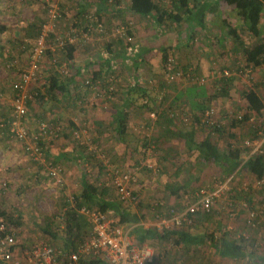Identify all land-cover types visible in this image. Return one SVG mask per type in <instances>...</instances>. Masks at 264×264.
<instances>
[{
  "label": "rangeland",
  "instance_id": "1",
  "mask_svg": "<svg viewBox=\"0 0 264 264\" xmlns=\"http://www.w3.org/2000/svg\"><path fill=\"white\" fill-rule=\"evenodd\" d=\"M125 1L123 0L122 12H113L109 7V11L102 10L99 13L101 17H96L98 8L93 6L92 13L88 15H93L95 20L104 25L105 33L94 32L88 42L77 47L80 49L78 54L84 55L77 58L73 66L65 51L48 52L42 60V80L33 86L38 95L27 104L28 114L23 126L31 133L39 132L43 123L60 128L61 135L55 141L48 142L42 136L41 142L45 151L49 152V159L63 168L65 187L61 188L47 171L30 160L22 143L10 137L7 127L0 129V212L11 217L10 223L16 229V253L21 256L38 241H49L43 233L44 218L58 217L65 202L69 204L68 199L74 198L79 191L83 176L90 179V182L107 187L108 198L118 202L117 192L108 184L111 172L118 169L132 173L134 182L130 184V189L140 199L135 207H122L140 218L144 215L145 219L143 217L141 222L145 223H156V212L166 217L168 209L184 203L185 195L202 188L211 189L217 182L228 181L225 198L215 204L208 214L211 215L209 220L196 222L192 230L206 235L214 233L218 237L228 234L233 240L244 238L249 242V251L255 253V261L264 254V218H260L258 229L251 228L246 221L250 210L259 211L261 208L264 183L261 187H256V179L245 169L248 150L244 143L252 138L253 126L258 121H242L236 128H231L233 121L230 118L250 116L243 98L244 92L255 90L264 100V67L254 69L247 66L237 51L238 47L234 51L231 44L225 49L233 57L226 59L228 56L221 50L222 43L215 42L212 48L215 47L211 49L214 52L213 59L204 71V61H209V57L206 58L208 52L201 39L202 29L192 23L178 24L165 19V22L159 24L152 17L140 18L130 11ZM47 2L58 3L63 11L67 10L72 16L69 17L67 13L62 15L58 32L66 31L73 22H77L81 29L90 25L88 15H76L79 3H87L88 0H23L22 3L18 0H0L1 12L12 10L10 14H2L0 19L6 21L12 29L6 37L16 39L13 45L5 39L0 40V121L6 124L13 115L11 105L14 99V79L26 68L41 19H46ZM155 2L165 10L170 8L171 0ZM229 11L228 19L241 32L243 23L234 11ZM261 25L264 36V15ZM120 27H126L133 33L136 49L133 55L127 54V45L115 34ZM18 29L22 35L17 38L13 32ZM31 29L33 32L28 31ZM28 33L34 37H28ZM244 39L247 45L253 44L254 40L245 31ZM49 44L52 46L54 40L51 39ZM108 44L117 46L114 53H119L125 60L122 62L109 56L108 63H115L114 71L110 70L106 80L101 81L97 89H92L86 82H91L94 69H98L99 63L101 65L104 64L102 61H106L103 54L107 51ZM159 47L166 48L168 59H173V70L183 73V77L175 80L168 77V69L162 63V49ZM85 60L93 61L95 66H89L87 70L85 66V71L77 76L75 65ZM224 71L230 74L225 80L230 78L237 81L233 82L225 97L220 95ZM54 75L61 79L70 75L76 77L77 85L71 90L70 96H52L48 93L47 81ZM109 75L114 76L110 83L114 90L111 95L107 92ZM44 81L46 84L42 85L41 82ZM136 84L146 90L151 98L156 99L152 102L135 95L137 106L130 105L124 110L132 121L130 125L133 124L129 128L133 133L132 138L141 141L140 145L144 140L150 143L146 151L139 148L138 152L124 149L112 137V133L105 134L103 131L104 135L100 137L90 120L95 112L106 115L112 107L114 110L121 108L119 103L128 97L127 92ZM193 102L204 105L203 115L213 109L214 121L224 123L220 129L226 132L225 135L213 134L214 142L221 151L227 149V142H230L233 149L246 152L239 169L233 175L226 177L218 166L202 160L198 152L188 151L185 141L175 136L180 130L197 126L195 117L199 115V110L192 106ZM154 112L164 115L173 124L164 125L165 119L150 124L149 115ZM199 126L204 127L205 132L197 126L198 142L213 129L211 125L204 126L200 123ZM230 134L234 135V139H229ZM153 144L156 146L151 147ZM154 169L157 170L156 174H153ZM230 203L232 207L229 206ZM57 224L58 220L54 225ZM153 248L161 258L160 264H257L250 262L249 258L240 261L221 258L208 245V240L188 249L177 247L172 241L155 242Z\"/></svg>",
  "mask_w": 264,
  "mask_h": 264
},
{
  "label": "built area",
  "instance_id": "2",
  "mask_svg": "<svg viewBox=\"0 0 264 264\" xmlns=\"http://www.w3.org/2000/svg\"><path fill=\"white\" fill-rule=\"evenodd\" d=\"M20 3L23 0H18ZM111 3L112 0H109ZM80 7L83 4L79 3ZM46 19L41 25L35 43L28 57L26 68L19 74L18 79L13 83L12 90L14 99L11 105L12 117L8 124L0 121V129L7 127L10 137L22 143L24 151L30 157V160L37 166L47 171L48 175L61 188L65 187L63 178V168L60 164L50 160L41 142L44 136L48 142L55 141L60 137V128L53 124H41L40 131L31 133L23 126V121L27 116V104L33 101L38 95L34 92L35 83L42 80V60L49 51H66L68 47L77 48L90 40V36L95 33H105L104 25L95 20L93 15H88L90 25L86 29H81L77 22L69 25L66 31H59L60 19L66 11L56 2H47L45 5ZM94 19V20H93ZM117 37L124 41L127 45L128 55L136 52L133 42V35L128 34L126 27L116 29ZM54 40V44L50 46V40ZM111 61L108 63L110 64ZM110 70L114 71L115 63L109 65ZM168 69V77L171 80L183 77V73L173 70V59H168L166 64ZM230 75L224 71L221 79ZM190 77V75L188 74ZM114 76L108 78L109 87L107 92L111 95L114 91L110 83L113 82ZM45 85L46 82H41ZM89 87L97 89L99 82L87 81ZM250 112V116L238 115L231 117L230 120L244 121L247 116L249 122L257 120L253 126L252 138L244 143V147L248 150L246 154V162L257 155L264 154V109L260 115ZM204 116V117H203ZM201 117V124L204 126L211 125L213 128L220 129L224 126L221 121H214L215 112L210 109ZM162 114L151 113L149 115L150 124L164 120ZM151 170L152 167L149 166ZM157 170L154 169L153 174ZM134 182V177L130 172H121L114 169L110 174L109 186L115 189L118 201L125 206L135 207L140 199L130 189V184ZM264 183L263 179H256V187H261ZM227 184L217 182L213 188L198 189L190 195L184 196V203L181 207H173L167 211V217L161 218L157 215L155 228L160 231L165 229L183 227H193L198 217L208 215L212 212L215 204L225 198ZM248 190V189H246ZM264 200V199H263ZM72 208H76V201L73 197L68 199ZM230 207L233 205L230 203ZM79 214L84 216L90 224L91 229L82 240H80L75 249L66 251L62 248H56L49 241L40 240L27 249L21 256H18L16 250L18 248L17 232L5 216H0V264H81L84 259L99 258L108 264H159L156 260V251L148 244H138L130 237V230H126L117 223L114 211L101 212L97 209H88L82 207L78 210ZM145 212H148L145 210ZM260 218H264V202L259 211H249L247 216V225L253 229L260 226ZM141 225L145 227V225ZM218 237V236H217Z\"/></svg>",
  "mask_w": 264,
  "mask_h": 264
},
{
  "label": "trees",
  "instance_id": "3",
  "mask_svg": "<svg viewBox=\"0 0 264 264\" xmlns=\"http://www.w3.org/2000/svg\"><path fill=\"white\" fill-rule=\"evenodd\" d=\"M96 1V2H95ZM128 2L129 9L132 13L136 14L140 18H155V21L162 24L168 20H173L175 23H192L194 20L201 29L205 28L204 19L207 14L218 15L221 5L232 8L236 17L243 23L242 31L232 28L228 23H223L228 28L229 34L235 39L238 52L241 55L243 62L247 66H251L254 69H261L264 67V36L262 34V19L264 15V0H171L170 8L164 9V7L156 3L155 0H126ZM123 0H88L87 3H83L80 8L79 15L85 16L92 13L93 6H97L96 17L103 11H109V7L112 10L117 11ZM107 8V10H106ZM99 11V12H98ZM113 11V12H114ZM101 17V16H99ZM41 27V26H40ZM39 27V29H40ZM38 29V31H39ZM244 31L254 40L253 44L247 45L244 39ZM128 34L133 35L131 31ZM121 44V43H116ZM111 47H114L117 51V46L114 44H108L107 50L112 53ZM73 47H68L65 51L66 57L69 61L74 59ZM114 58H118L122 62L125 57L116 55ZM168 62V55L166 48L162 49V63L166 66ZM110 74V66L108 63L100 65L98 71L94 72L91 81L94 83H101L106 80V76ZM222 81V80H221ZM234 79H224L221 83L220 95L225 97L229 94L230 88ZM76 83V77L70 75L65 79H61L59 76L54 75L47 81V91L52 96L70 94L69 85ZM135 95L139 96V99H147L154 102L156 99L151 98L146 90H143L139 84L132 87V90L127 92V103L132 106H137ZM70 96V95H69ZM243 98L247 103V108L251 112H255L260 115L264 109V100L259 93L255 90H250L243 93ZM192 106L199 110V115L195 117V125L198 127L201 123V117L203 116L204 105L193 102ZM142 107V106H141ZM117 121L116 136L119 143L125 149H130L134 152H138L139 148L146 149L150 146V143L146 140L140 145L139 140L130 138L127 134V118L123 114L119 115ZM248 120L246 116L244 121ZM164 125L173 124L171 120L165 119ZM241 122L233 121L230 124L231 128H236ZM188 130H180L175 136L185 141L188 151L198 152L202 160L212 163L218 166L226 177L233 175L237 169H239L244 155L241 149H233L232 144L227 142V149L221 151L216 142H214L213 134L224 136L225 131L217 128L211 129L206 137L198 142L196 138V128ZM203 132L205 128L200 127ZM229 139H234V135L230 134ZM49 153L48 151L46 152ZM48 156V155H47ZM245 169L255 179L264 178V154L257 155L245 163ZM109 190L107 187L99 185L95 182H90L87 177H82L79 191L74 196L76 201V208H72L70 204L65 202L63 209L59 210L58 217H45L44 218V236L48 238L56 248H62L66 251L75 249L76 244L82 240L91 229L90 224L86 218L79 214V209L86 207L88 209H97L101 212L114 211L115 218L118 224L121 226L130 228L131 239L138 244H148L153 247L155 242H173V244L180 248H194L195 246L202 245L203 242L209 240L210 247L221 258L230 259L233 261H240L245 258H249L250 262L254 261L253 256L255 253L249 251V242L244 238L233 240L228 237V234H224L221 237H217L214 233L206 235L205 233L192 234L191 231L195 227H183L181 229L170 228L160 231L157 228L144 229L140 224L141 220L145 219L143 215L141 218L136 214L130 213L123 209V205L117 200H111L108 198ZM118 197V196H117ZM264 200L261 201L263 203ZM156 214H159V212ZM0 216H5L9 222H12L11 217L5 212H0ZM167 217V214L165 215ZM144 217V218H143ZM211 215H204L197 218L196 222H205L209 220ZM143 218V219H142ZM156 219V218H155ZM55 226V222H57ZM202 220V221H200ZM195 222V225H196ZM251 245V244H250ZM156 251V250H155ZM158 262H161L160 256H157ZM257 264H264V254H261L254 261ZM81 264H108L99 258L84 259Z\"/></svg>",
  "mask_w": 264,
  "mask_h": 264
},
{
  "label": "crops",
  "instance_id": "4",
  "mask_svg": "<svg viewBox=\"0 0 264 264\" xmlns=\"http://www.w3.org/2000/svg\"><path fill=\"white\" fill-rule=\"evenodd\" d=\"M125 2H127V1H125ZM126 4L128 5V2ZM94 7H96V5ZM80 8L77 9V13H76L77 16H80L78 14V13H80ZM122 9H123V3H122V5L119 6V8H117V11L119 12ZM106 10H107V8H106ZM229 10H232V8L229 9L227 6L224 7V5H221V7L219 9V14L217 16L216 15H212V14H207L206 17H205V19H204L205 28L202 29L203 33H202V38L201 39H203L204 47H206L207 52H208V56L206 55V58L209 57V61H207V60L204 61V65H203L204 71L208 68L209 63H210V60L213 59V56H212V52L213 51L211 49H213L215 47V46H213V48H212V44L213 43L215 44V42H218V44H221L222 43L221 44V50L222 51H225L224 54L225 53L227 54L226 56H228V57H226V59H229L230 60L233 57L232 56V53L228 52L225 49L226 46H228L229 44H231V46L234 47L233 48L234 51H235V47H237V44H236L235 39L229 34L228 28H226L225 25L223 24V23H225V24L228 23L232 28H236L234 22L233 21H230L228 19V17H227V15L231 12ZM11 12H12V10H9V11L8 10H5L3 12L0 11V19H1L2 14H10ZM114 12H116V11H114ZM67 14L69 15V13H67ZM210 16H213V18H211ZM65 17H67V16L65 15ZM69 17H72V16L69 15ZM44 18L41 19L40 25H42L45 22V19ZM21 24H23V22ZM192 24L195 25V26H197V23H196L195 20L192 22ZM197 27L200 28L199 26H197ZM236 29H238V28H236ZM11 30L12 29H10V27L8 26V24L6 23V21L0 20V40L1 39L2 40L5 39V40H7L6 42H9V43H11V45H13L14 43H16V41H15L16 39L15 38L12 39V37H9L7 39V37H6L7 34L11 33ZM28 31L29 32H33V29L28 30ZM37 34H38V31L36 32V37H37ZM13 35L18 38L22 34L19 33V29H18V31L16 30L15 33L13 32ZM26 35H28V37H31V36H32V38L34 37V35L33 34L31 35V33H28ZM33 45H34V43H33ZM159 49H162V47H159ZM31 50H32V48H31ZM74 50H75L74 51V54H73L74 59L72 61H70L71 66H73V63L75 61L77 62V58H80L81 56L84 55L82 53L80 55L78 54V52H79L80 49L75 48ZM106 50H107V48H106ZM111 50H112V53H110L107 50L103 54L106 61H102L101 63H108L109 56L114 57L116 55H119V53H114L116 51V49L114 47H111ZM65 55H67V54H65ZM75 66L77 67V69H76V75L78 76L79 74H81V73H83L85 71V66H87V68H86V70H87L89 68V66H95V64L93 63V61H89L88 62L87 60H85V61H80V63H78V65H75ZM99 66H100V63L98 65V69H94L95 72L99 70V68H100ZM18 77H17V79H18ZM17 79L15 78L14 79V82ZM233 82H237V81L234 79ZM74 87H75V84H73V85L70 84L69 85V90L74 89ZM121 101L122 102L119 103V106L121 105V108H119V109L117 108V110L116 109L114 110L113 107H112V109L109 110V112H107L106 115H101L98 112H95L94 115L91 116L90 120L92 121L93 126L95 127V131H96L97 135H99L100 137L102 135H104V133L105 134L112 133V137H114L115 139H118V137L116 136L115 132H116V129H117V121H118V119L120 117L119 116L120 114H123L124 117L127 118V120H129L128 123H127V134H128V136L130 138L133 137V135H132L133 133L131 131H129V128L133 125V124L130 125V123L132 121H131L130 117H128L127 112L124 111L127 107H130V103H127V97L126 98H123V100H121ZM116 104H118V102H116ZM113 106H115V105H113ZM103 131H104V133H103ZM119 144L122 146L121 143H119ZM155 146L156 145L153 144V146H151V147H155ZM144 150L146 151V149H144ZM144 150H143V152H145ZM181 206L182 205H180L179 207H181ZM157 215H161V213L155 215V218L156 219H157ZM163 216L161 215V218H165ZM156 222H157V220H156ZM142 223H144L143 225L146 224L145 227L143 226L144 229L153 228V227H155V224H156V223H150V222L149 223L142 222ZM142 223H140V224H142ZM124 228L126 230H130V228H126V227H124ZM191 233L192 234H198L197 232H194V230H192ZM203 244H204V242H203ZM205 244H207V243H205ZM208 245L210 246L209 240H208ZM155 258L158 261L157 255H156Z\"/></svg>",
  "mask_w": 264,
  "mask_h": 264
}]
</instances>
